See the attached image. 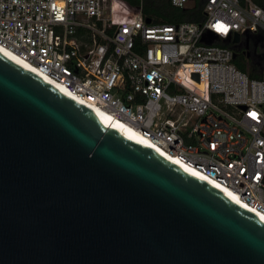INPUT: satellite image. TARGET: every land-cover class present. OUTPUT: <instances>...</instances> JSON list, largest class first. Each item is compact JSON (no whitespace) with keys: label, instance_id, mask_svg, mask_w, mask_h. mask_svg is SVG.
Returning <instances> with one entry per match:
<instances>
[{"label":"water","instance_id":"obj_1","mask_svg":"<svg viewBox=\"0 0 264 264\" xmlns=\"http://www.w3.org/2000/svg\"><path fill=\"white\" fill-rule=\"evenodd\" d=\"M0 264H264V220L0 52Z\"/></svg>","mask_w":264,"mask_h":264},{"label":"built area","instance_id":"obj_2","mask_svg":"<svg viewBox=\"0 0 264 264\" xmlns=\"http://www.w3.org/2000/svg\"><path fill=\"white\" fill-rule=\"evenodd\" d=\"M203 16L153 24L125 0H0V45L264 216V9L205 0ZM241 51L260 78L236 67Z\"/></svg>","mask_w":264,"mask_h":264},{"label":"trees","instance_id":"obj_3","mask_svg":"<svg viewBox=\"0 0 264 264\" xmlns=\"http://www.w3.org/2000/svg\"><path fill=\"white\" fill-rule=\"evenodd\" d=\"M133 7H140L146 20L153 24H179L182 22H202L204 20V1L195 0L184 9L175 8L170 0H125ZM256 5L264 9V0H252ZM255 59L248 58L244 51L237 52L234 61L236 67L249 75L252 79L260 78L256 68L253 66Z\"/></svg>","mask_w":264,"mask_h":264},{"label":"bare ground","instance_id":"obj_4","mask_svg":"<svg viewBox=\"0 0 264 264\" xmlns=\"http://www.w3.org/2000/svg\"><path fill=\"white\" fill-rule=\"evenodd\" d=\"M0 52L3 53V54H5L6 56H8L13 61L17 62L18 64H20L21 66H23L27 70L33 72L34 74H36L40 78L44 79L48 83L52 84L56 88L60 89L62 92H65L66 94H68L67 91L64 90L62 87H60L59 85H57V84L51 82L50 80H48L44 75H42L41 73H39L32 66H30L28 63L22 61L20 58H18L17 56H15L8 49H6L5 47H3L1 45H0ZM82 105L85 106L86 108H88L89 110L95 112V114L106 125H108L109 127H112L113 129H115V130L123 133L124 135H126V136L134 139L135 141L139 142L140 144L146 146L147 148H150L151 150H153L154 152L160 154L161 156H163L164 158L170 160L171 162H174L178 166L182 167L186 171L190 172L191 174L197 176L201 180H203L206 183L210 184L211 186H213L214 188H216L217 190H219L220 192L224 193L226 196H228L229 198H231L232 200H234L235 202H237L238 204H240L242 207L246 208L247 210L251 211L252 213L256 214L257 216H259L261 219L264 220V216H262L261 214L255 212V211H253L251 209H249L247 206L243 205L239 200H237V198L234 196V194L229 189L221 186L220 184H218V183H216V182H214L212 180H209V179L205 178L199 172L195 171L194 169L189 168L188 166H186L185 164L179 162L178 160L172 159L171 157L167 156L151 140H149L148 138H146L145 136H143L142 134H140L139 132H137L136 130H134L133 128H131L130 126H128L127 124H125L124 122H122V121H120V120H118L116 118H110L106 114L102 113L101 111L92 109L91 107H89V106H87L85 104H82Z\"/></svg>","mask_w":264,"mask_h":264},{"label":"rangeland","instance_id":"obj_5","mask_svg":"<svg viewBox=\"0 0 264 264\" xmlns=\"http://www.w3.org/2000/svg\"><path fill=\"white\" fill-rule=\"evenodd\" d=\"M255 63V62H254ZM257 72H259V70H256Z\"/></svg>","mask_w":264,"mask_h":264},{"label":"crops","instance_id":"obj_6","mask_svg":"<svg viewBox=\"0 0 264 264\" xmlns=\"http://www.w3.org/2000/svg\"><path fill=\"white\" fill-rule=\"evenodd\" d=\"M193 1H195V0H193ZM193 1H192V2H193Z\"/></svg>","mask_w":264,"mask_h":264},{"label":"snow or ice","instance_id":"obj_7","mask_svg":"<svg viewBox=\"0 0 264 264\" xmlns=\"http://www.w3.org/2000/svg\"><path fill=\"white\" fill-rule=\"evenodd\" d=\"M223 30V29H222ZM252 115H254V114H252Z\"/></svg>","mask_w":264,"mask_h":264}]
</instances>
